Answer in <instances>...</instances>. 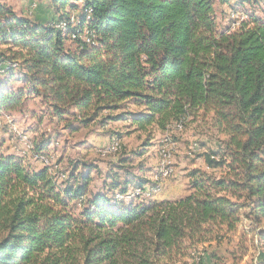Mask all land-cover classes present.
Returning <instances> with one entry per match:
<instances>
[{"label": "trees", "instance_id": "16d2710c", "mask_svg": "<svg viewBox=\"0 0 264 264\" xmlns=\"http://www.w3.org/2000/svg\"><path fill=\"white\" fill-rule=\"evenodd\" d=\"M51 1L50 24L0 3V112L35 98L70 133L124 123L148 138L197 123L195 136L219 139L203 157L220 176L190 172L175 200L118 201L132 175L113 176L111 196L93 194V166L32 171L0 154V264H176L242 216L264 224V19L221 29L216 11L250 0Z\"/></svg>", "mask_w": 264, "mask_h": 264}, {"label": "rangeland", "instance_id": "374dc122", "mask_svg": "<svg viewBox=\"0 0 264 264\" xmlns=\"http://www.w3.org/2000/svg\"><path fill=\"white\" fill-rule=\"evenodd\" d=\"M244 2L237 7L240 13L234 12L229 5L217 4L218 27L223 29L231 26L236 30L242 20L247 18V14L264 19V0ZM0 3L12 8L17 16L33 22L50 24L58 18L51 0H0ZM74 17L75 15L72 16L73 19ZM16 76L23 78L20 73ZM23 86V82H17L12 85V90ZM196 125L197 123H191L186 130L174 129L167 133L151 130L150 141H147V134H134L124 123L110 124L105 128L92 125L70 133L51 120L45 105L39 99L28 98L20 110L0 112V154L17 157L31 167L32 171L39 170L48 165L37 157L35 149L47 144L43 154L48 156L52 170L69 174L75 165L88 164L95 167L91 174L94 178L91 193L100 192L106 185L112 184L115 175L121 177L122 181L127 175H132L153 182L151 175L156 170L154 182L157 186L160 183V187L146 188L147 192L139 195L145 198L141 197L139 202L153 201L155 196L159 201L175 200L188 194L190 172L199 170L220 176L218 170L209 169L203 157L210 150H218L219 139L206 131L195 136ZM113 136L119 139H111ZM115 142L121 148L115 153L104 155L102 151ZM163 151L169 152V162L174 173L171 178L159 182ZM78 168L81 172L84 171L81 167ZM136 190L134 187L126 196L131 194L133 199L138 196ZM117 196L118 193L116 198ZM131 198L125 201H130ZM189 253V257L180 258L176 264H200L201 258L204 259V264H261L264 261V224L255 225L242 216V224L236 232L221 240L200 245Z\"/></svg>", "mask_w": 264, "mask_h": 264}, {"label": "built area", "instance_id": "2783aa9c", "mask_svg": "<svg viewBox=\"0 0 264 264\" xmlns=\"http://www.w3.org/2000/svg\"><path fill=\"white\" fill-rule=\"evenodd\" d=\"M58 27H61V25ZM177 129H180V124L177 125ZM111 149H112L111 146L108 145V147L105 148L102 151V153L104 155L111 154ZM163 153H164V156H163L164 160L162 161V171H161V173H159V176H158L159 182H163V181L171 178L173 176V173H174V170L170 166V162H169V158H170L169 152L166 153L165 151H163ZM159 187H160V183H159V186H156V188H159ZM147 188H149V186H147ZM146 192H147V189H146ZM138 197H139V193H138Z\"/></svg>", "mask_w": 264, "mask_h": 264}, {"label": "bare ground", "instance_id": "6f19581e", "mask_svg": "<svg viewBox=\"0 0 264 264\" xmlns=\"http://www.w3.org/2000/svg\"><path fill=\"white\" fill-rule=\"evenodd\" d=\"M60 28H61V29H65V26L61 24V27H60ZM180 129H182L181 126H180ZM117 142H118V141H117ZM31 147H32V146H31ZM111 148H112V149H111V154H112V153L117 152L121 147H120V145H119L118 143L115 142V143L112 144ZM41 159H42V161H43L44 164H46V165L49 166V164H50L49 161H50V160H49L48 158H46V157H41ZM161 171H162V164H161ZM144 189H146V188H144ZM144 189H143V190H141V189H137V190H136V194L139 193V195H140V194H143V195H144V194L146 193V192H144V191H146V190H144ZM155 190H156V189H155ZM153 192H154V191H153ZM150 194H151V193H150ZM130 195H131V194H130ZM130 195H128V196H121V195L118 194V196H117L116 199H117L118 201H121V200H123V199H128V198L130 199V198H131ZM149 196H150V195H148V198H150ZM126 197H127V198H126ZM134 197H135V196H134Z\"/></svg>", "mask_w": 264, "mask_h": 264}, {"label": "crops", "instance_id": "0c3cea01", "mask_svg": "<svg viewBox=\"0 0 264 264\" xmlns=\"http://www.w3.org/2000/svg\"><path fill=\"white\" fill-rule=\"evenodd\" d=\"M151 177H152V181L154 182V179H155V177H156V170H155V172H153L152 173V175H151ZM129 179H132L133 181H134V183L129 187V190H131V189H133L134 187L136 188H138V186H137V184L139 183V180H147V178L145 179V178H142V177H136V176H130L129 177ZM148 181H150V180H148ZM155 183V182H154ZM147 186H149L150 187V184H148V185H145L144 187L145 188H147ZM112 187V184H109V186H105L104 188L105 189H103L102 191H98V192H94L93 194H98V193H105V194H108V195H110V194H112V193H110L108 190H110V188ZM106 190V191H105ZM128 190V191H129ZM116 194L118 193V191H116L115 192ZM183 197V196H182ZM156 198V196L153 198L154 200H156L155 199ZM168 200H170V199H168ZM160 201H165L164 199L163 200H160Z\"/></svg>", "mask_w": 264, "mask_h": 264}]
</instances>
